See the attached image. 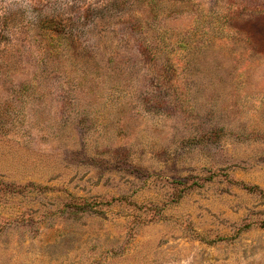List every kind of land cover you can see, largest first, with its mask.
Returning <instances> with one entry per match:
<instances>
[{
	"label": "rangeland",
	"instance_id": "374dc122",
	"mask_svg": "<svg viewBox=\"0 0 264 264\" xmlns=\"http://www.w3.org/2000/svg\"><path fill=\"white\" fill-rule=\"evenodd\" d=\"M0 264H264V0H0Z\"/></svg>",
	"mask_w": 264,
	"mask_h": 264
}]
</instances>
